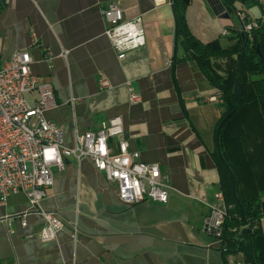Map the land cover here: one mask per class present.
Masks as SVG:
<instances>
[{"label":"crops","instance_id":"obj_1","mask_svg":"<svg viewBox=\"0 0 264 264\" xmlns=\"http://www.w3.org/2000/svg\"><path fill=\"white\" fill-rule=\"evenodd\" d=\"M110 2L125 20L141 16L146 30V44L124 59L105 34L101 11ZM225 15L219 0H191L187 10L203 42L220 40L225 30L231 35L236 11ZM19 50L30 52L33 74L54 88L59 105L45 116L62 127L67 147H75L78 134L121 117L130 150L159 164L173 190L167 204H126L89 158L72 156L54 171L40 204L64 228L41 242L44 216L24 193L10 195L0 204V264H244L242 253L225 255L220 240L203 231L210 206L225 207L216 198L222 190L215 161L224 108L210 100L216 88L177 46L172 0H0V63ZM102 74L111 87L100 88ZM130 87L139 102H131ZM27 98L36 104L37 90ZM246 128L254 140L263 138L262 120ZM117 142L110 140L114 151ZM242 188L257 195L245 180ZM260 227L264 232V218Z\"/></svg>","mask_w":264,"mask_h":264},{"label":"built area","instance_id":"obj_2","mask_svg":"<svg viewBox=\"0 0 264 264\" xmlns=\"http://www.w3.org/2000/svg\"><path fill=\"white\" fill-rule=\"evenodd\" d=\"M101 13L107 24L105 34L121 59L129 51L146 44L141 16L125 20L115 2H110ZM236 15L241 32L248 40L252 39L253 31L259 27L258 20L241 10L236 11ZM223 34L229 36L230 32L225 30ZM46 57L52 59L49 53ZM32 63L33 58L26 50L16 51L0 63V204H6L12 194L24 193L31 205L44 216L40 241L54 240L65 224L55 212L43 210L40 204L47 190L54 185V171L64 170L66 159L72 156L78 160L89 158L95 168L116 185L122 202L130 205L145 201L167 204L173 190L170 175L164 173L159 164L142 161L140 152L130 150L121 117L103 122L96 131L78 134L74 148L65 145L62 127L45 116L46 111L59 105L54 88L33 74ZM109 87L110 81L102 74L100 88ZM34 90L38 92V99L33 105L27 94ZM130 90L131 102H139L141 96L131 87ZM210 100L223 102L220 92ZM113 138L118 139L117 151L110 145ZM216 198L225 207L210 206L203 231L218 238L222 244L227 208L223 192L216 194ZM24 217L22 225L26 226ZM73 231L77 240V226Z\"/></svg>","mask_w":264,"mask_h":264},{"label":"trees","instance_id":"obj_3","mask_svg":"<svg viewBox=\"0 0 264 264\" xmlns=\"http://www.w3.org/2000/svg\"><path fill=\"white\" fill-rule=\"evenodd\" d=\"M190 1L172 0L177 46L184 59L198 64L223 98L221 153L218 150L215 156L227 208L221 248L225 255L242 253L244 264H264V232L260 227L264 218V136L254 140L246 128L258 120L264 128V62L258 52L259 48L264 56V18H255L259 27L247 44L239 25L231 28L226 45L219 39L203 42L188 23ZM222 1L234 11H238V3L246 8L262 6L259 0ZM243 180L257 195L244 193Z\"/></svg>","mask_w":264,"mask_h":264},{"label":"water","instance_id":"obj_4","mask_svg":"<svg viewBox=\"0 0 264 264\" xmlns=\"http://www.w3.org/2000/svg\"><path fill=\"white\" fill-rule=\"evenodd\" d=\"M219 1H222V0H219ZM241 2H244V0H240ZM223 2V1H222ZM223 8H224V10L226 11V15H225V17H231V14L233 13V12H235L234 11V8H232L231 6H229V5H227V4H225L224 2H223ZM243 37L245 38V42H246V44L248 43V38H247V36L245 35V34H243ZM258 52H259V56H260V58H261V60L264 62V56L262 55V53H261V51H260V49L258 48ZM238 86H239V78H238V82H237V89H238ZM236 109V108H235ZM235 111V110H234ZM231 115V113L228 115V117ZM224 121L225 120H223L222 122H221V124H220V126H219V129H218V133H217V136H218V150H219V152L221 153V151H220V145H219V136H220V131H221V128H222V125H223V123H224ZM234 189H235V181H234Z\"/></svg>","mask_w":264,"mask_h":264},{"label":"rangeland","instance_id":"obj_5","mask_svg":"<svg viewBox=\"0 0 264 264\" xmlns=\"http://www.w3.org/2000/svg\"><path fill=\"white\" fill-rule=\"evenodd\" d=\"M259 1H260V3L262 4V6H261V11H260V7H259V6H254V7H252L250 10H251V12H252L253 14H255V15H257V16H259L260 13L262 12V18H264V0H259ZM233 18H234V21H236V19H238L235 15H233ZM220 41H221V43H222L223 45H226V44H228L229 39H228L226 36L223 35V36L220 38Z\"/></svg>","mask_w":264,"mask_h":264}]
</instances>
